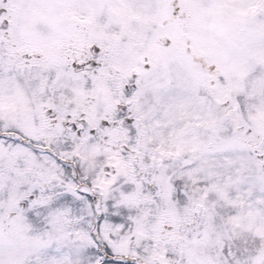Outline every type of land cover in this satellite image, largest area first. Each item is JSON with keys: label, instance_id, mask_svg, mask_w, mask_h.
Wrapping results in <instances>:
<instances>
[{"label": "snow or ice", "instance_id": "snow-or-ice-1", "mask_svg": "<svg viewBox=\"0 0 264 264\" xmlns=\"http://www.w3.org/2000/svg\"><path fill=\"white\" fill-rule=\"evenodd\" d=\"M0 264H264V0H0Z\"/></svg>", "mask_w": 264, "mask_h": 264}]
</instances>
